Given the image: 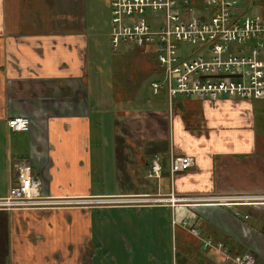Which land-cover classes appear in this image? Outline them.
Here are the masks:
<instances>
[{"label": "crops", "instance_id": "obj_1", "mask_svg": "<svg viewBox=\"0 0 264 264\" xmlns=\"http://www.w3.org/2000/svg\"><path fill=\"white\" fill-rule=\"evenodd\" d=\"M82 2L0 0V198L24 158L42 196L86 203L0 211V264H213L182 222L264 264V101L170 105L150 92L159 69L90 77ZM14 117L30 131L11 132ZM155 156L160 178L148 176ZM177 156L194 165L170 178ZM171 191L190 201L172 206Z\"/></svg>", "mask_w": 264, "mask_h": 264}, {"label": "built area", "instance_id": "obj_2", "mask_svg": "<svg viewBox=\"0 0 264 264\" xmlns=\"http://www.w3.org/2000/svg\"><path fill=\"white\" fill-rule=\"evenodd\" d=\"M241 0H108L109 38L113 49L135 47L152 57L161 78L152 81L154 95L166 94L171 105L178 96L215 102L221 98L264 101V14L252 0L256 14L247 15ZM27 117L7 121L11 132H29ZM194 165L192 157L170 160L169 175L185 172ZM16 184L0 198V211L86 205L83 201L44 197L42 182L31 173L28 159L11 164ZM160 158L148 166V176L160 178ZM172 206L190 201L172 191L163 199ZM112 201L111 203H120ZM123 203H132L126 201ZM175 225V220L172 221ZM182 226L201 241L204 251L219 253L225 264H256L252 252L232 255L221 244L200 237L192 226Z\"/></svg>", "mask_w": 264, "mask_h": 264}, {"label": "rangeland", "instance_id": "obj_3", "mask_svg": "<svg viewBox=\"0 0 264 264\" xmlns=\"http://www.w3.org/2000/svg\"><path fill=\"white\" fill-rule=\"evenodd\" d=\"M82 15L85 29L87 31V46L85 52V68L90 69V77H94V69H102L106 72L108 77L115 75L118 79L116 71L126 69L127 73L130 69H140L144 73H148V69H156L155 59L148 57V55L136 50L135 47H127L120 45L117 50H113L109 41V5L108 0H82ZM258 1V0H256ZM240 7L248 8L247 15L251 16L256 14L255 9L252 7V0H241L239 2ZM146 69V70H144ZM149 78V77H147ZM101 81L105 80L101 77ZM150 92L152 90L150 88ZM261 103V102H257ZM264 104V102H262ZM91 110V109H90ZM98 169L103 173L105 180L102 182L98 176V172L94 174V184L96 187L101 188V184L108 186L107 180L108 174V159L98 163ZM213 252V251H212ZM251 252L250 250L243 253ZM253 252V251H252ZM251 252V253H252ZM241 253V254H243ZM211 256L213 264L217 262L223 264L220 260V255L217 252ZM237 255V254H233ZM256 256V254H255ZM256 256V264H257ZM207 261V258H204Z\"/></svg>", "mask_w": 264, "mask_h": 264}, {"label": "trees", "instance_id": "obj_4", "mask_svg": "<svg viewBox=\"0 0 264 264\" xmlns=\"http://www.w3.org/2000/svg\"><path fill=\"white\" fill-rule=\"evenodd\" d=\"M257 2L259 3V5H261V6L263 7V14H264V0H258ZM207 252H208V251H207ZM228 252H229V251H228ZM229 253H230V252H229ZM230 254H232V253H230ZM220 260H221V262H222L223 264H225L221 256H220ZM219 264H220V263H219Z\"/></svg>", "mask_w": 264, "mask_h": 264}, {"label": "flooded vegetation", "instance_id": "obj_5", "mask_svg": "<svg viewBox=\"0 0 264 264\" xmlns=\"http://www.w3.org/2000/svg\"><path fill=\"white\" fill-rule=\"evenodd\" d=\"M109 41H110V38H109ZM110 46H111V48L113 49V47H112V45H111V42H110ZM113 50H115V49H113ZM31 127V126H30Z\"/></svg>", "mask_w": 264, "mask_h": 264}]
</instances>
